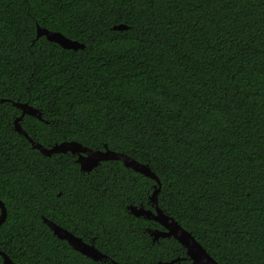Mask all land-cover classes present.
I'll return each instance as SVG.
<instances>
[{
  "label": "trees",
  "instance_id": "obj_1",
  "mask_svg": "<svg viewBox=\"0 0 264 264\" xmlns=\"http://www.w3.org/2000/svg\"><path fill=\"white\" fill-rule=\"evenodd\" d=\"M124 29H113L115 25ZM36 25L84 45L66 49ZM0 251L12 264H152L173 248L151 178L119 160L80 171L74 140L123 152L159 180L157 204L219 264H264V0H0ZM45 217L106 256L58 239ZM1 260V257H0ZM191 264L190 260H181Z\"/></svg>",
  "mask_w": 264,
  "mask_h": 264
},
{
  "label": "water",
  "instance_id": "obj_2",
  "mask_svg": "<svg viewBox=\"0 0 264 264\" xmlns=\"http://www.w3.org/2000/svg\"><path fill=\"white\" fill-rule=\"evenodd\" d=\"M124 28L125 26L121 24L113 26V29L121 30ZM41 35L45 36L47 40L57 43L62 48L73 50L84 48L82 43L76 40H71L58 31H51L36 25V36L38 37ZM3 101H8V99H0V102ZM11 103L20 110V114L13 119V129L17 133L23 135L30 143V146L34 149H37L43 156L63 154L68 152L72 155H76L75 162L78 163L79 170L86 172L96 167L101 161L119 160L125 167L154 180L155 183L153 185V190L149 195L150 208H144L142 205H128L127 209L129 213L137 217L142 216L146 219L157 222L162 227V229H147L148 234L152 237V239L156 240L159 237H172L182 247H184L186 256L190 259L191 264H219L208 252H206V250L190 234V232H188L172 216L165 213L164 210L158 206L157 194L159 191V180L146 164L138 162L123 152L111 150L107 148L106 145H104L103 149H91L77 141L65 140L54 143L50 146H43L39 142L33 140L20 125V120L25 114L40 119L39 111L27 103H21L17 101H11ZM5 215L6 210L2 201L0 200V223L4 220ZM42 221L49 227V229L58 239L65 240L74 250L79 251L80 253L92 258L95 261H101L102 259L106 258V256L94 246L91 240L89 242H85L82 240V238L75 236L70 231L62 228L45 217H42ZM0 256L2 258L0 264H12L4 252L0 251ZM173 262L175 261H159L155 264H172ZM111 264L119 263L111 260Z\"/></svg>",
  "mask_w": 264,
  "mask_h": 264
},
{
  "label": "flooded vegetation",
  "instance_id": "obj_3",
  "mask_svg": "<svg viewBox=\"0 0 264 264\" xmlns=\"http://www.w3.org/2000/svg\"><path fill=\"white\" fill-rule=\"evenodd\" d=\"M75 157H76V155H74ZM158 229H162V227H160V228H158ZM159 238H168V237H159ZM157 240V239H156ZM87 242H89V241H87ZM184 248V247H183ZM77 251V250H76ZM78 253H80L79 251H77ZM174 253H175V251H174V249L173 248H169V250H167V251H165V254L168 256V258H166V259H163V260H161V259H158L156 262H159V261H161V262H169V261H172V260H174L175 262H173L172 264H183L182 262L183 261H181V260H186V259H188V260H190L187 256H186V253H185V249H184V251L182 252L184 255H182L181 257H179V256H174ZM81 255H83V256H86V255H84V254H82V253H80ZM1 257V256H0ZM86 257H88V256H86ZM88 258H90V257H88ZM90 259H92V258H90ZM106 259V258H105ZM93 260V259H92ZM102 260H104V259H102ZM101 260V261H102ZM2 261V258H1V260H0V262ZM156 262H154V263H152V264H155ZM109 264H111V260L109 261Z\"/></svg>",
  "mask_w": 264,
  "mask_h": 264
}]
</instances>
